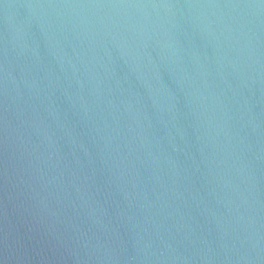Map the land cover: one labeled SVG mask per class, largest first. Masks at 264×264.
I'll list each match as a JSON object with an SVG mask.
<instances>
[{
    "label": "water",
    "instance_id": "water-1",
    "mask_svg": "<svg viewBox=\"0 0 264 264\" xmlns=\"http://www.w3.org/2000/svg\"><path fill=\"white\" fill-rule=\"evenodd\" d=\"M0 264H264V0H0Z\"/></svg>",
    "mask_w": 264,
    "mask_h": 264
}]
</instances>
